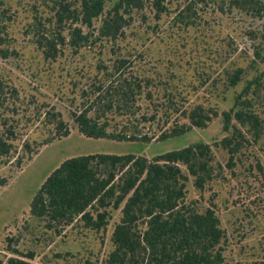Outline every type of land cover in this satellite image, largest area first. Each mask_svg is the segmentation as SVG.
<instances>
[{
  "label": "rangeland",
  "instance_id": "obj_1",
  "mask_svg": "<svg viewBox=\"0 0 264 264\" xmlns=\"http://www.w3.org/2000/svg\"><path fill=\"white\" fill-rule=\"evenodd\" d=\"M118 1H108L88 26L78 18L76 0H0V135L14 146L0 157V178L8 180L0 189V264L13 256L29 264H108L121 209L108 208L110 220L101 231L80 219L50 225L30 214L43 183L73 157L134 154L151 160L197 143L211 146L212 168L200 188L182 167L187 204L200 213L215 211L227 264H264V0H159L160 7L157 0H143L124 14L116 38L104 36L103 21ZM120 61L126 65L115 73ZM238 69L241 80L231 86ZM123 77L142 82L135 106L159 114L145 132L190 126L187 116L198 107L212 119L205 128L150 144L83 136L71 112L89 104L97 87ZM250 82L251 108L261 126L253 130L233 120L243 137L234 140L240 148L231 161L222 141L233 129L225 130L223 114ZM47 112L62 114L68 137L46 143L53 133Z\"/></svg>",
  "mask_w": 264,
  "mask_h": 264
},
{
  "label": "trees",
  "instance_id": "obj_2",
  "mask_svg": "<svg viewBox=\"0 0 264 264\" xmlns=\"http://www.w3.org/2000/svg\"><path fill=\"white\" fill-rule=\"evenodd\" d=\"M76 1L81 4L78 18L91 26L93 20L104 13L105 4L112 0ZM142 1L116 2L103 21V35L116 38L126 23L124 14L130 9L141 8ZM160 3L157 0L159 7ZM75 32V37L81 40V30ZM255 55L260 58V51ZM125 65L126 61H120L114 68L115 73ZM242 74L243 70L238 69L230 76L231 86L240 82ZM252 84L250 82L236 98L231 111L223 114L225 130L233 129L232 136L222 141L231 161L240 148L239 144L234 145V140L237 136L243 137L240 128L232 125L233 120L253 130L261 126L259 116L251 108L254 106L249 98ZM141 94L142 82L132 81L130 77L103 84L96 88L89 104L71 112L72 120L87 138L150 144L180 137L193 126L205 128L212 119L198 107L187 116L190 126L177 125L161 132H145L147 125L159 121V114L143 113L142 106H135ZM46 116L53 127L47 144L69 136L60 112H47ZM7 132L15 137L14 131ZM10 139L0 135V157L11 154L14 146ZM212 159L211 146L203 143L169 151L151 160L134 154L73 157L65 160L46 179L31 201L30 214L50 225H66L80 219L86 227L101 231L110 220L108 208L121 209L122 218L112 234L114 250L108 264H227L220 246L224 232L215 211L208 209L200 213L186 202L188 177L182 167L202 188L210 177ZM7 184V179L0 178V189ZM12 253L18 255L17 250ZM6 264L29 262L13 256Z\"/></svg>",
  "mask_w": 264,
  "mask_h": 264
}]
</instances>
